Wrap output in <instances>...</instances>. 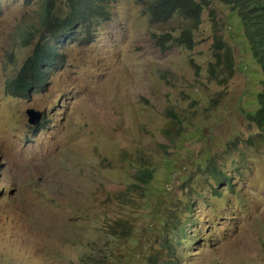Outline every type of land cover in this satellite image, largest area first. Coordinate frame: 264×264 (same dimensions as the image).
I'll return each mask as SVG.
<instances>
[{
    "label": "rangeland",
    "instance_id": "obj_1",
    "mask_svg": "<svg viewBox=\"0 0 264 264\" xmlns=\"http://www.w3.org/2000/svg\"><path fill=\"white\" fill-rule=\"evenodd\" d=\"M111 5L96 39L70 40L50 86L21 98L5 86L36 41L18 32L46 0H0V264H264V140L246 115L263 73L237 16L211 0L195 47L163 49L154 34L189 19ZM217 40L233 69L212 76ZM29 107L47 111L37 130Z\"/></svg>",
    "mask_w": 264,
    "mask_h": 264
},
{
    "label": "trees",
    "instance_id": "obj_2",
    "mask_svg": "<svg viewBox=\"0 0 264 264\" xmlns=\"http://www.w3.org/2000/svg\"><path fill=\"white\" fill-rule=\"evenodd\" d=\"M30 2L31 0H24ZM114 0H66V9L58 10L55 0H46L41 25L29 30H20L18 38L22 46L33 44L30 54L25 58L16 75L6 84V93L21 98H30L38 89H44L51 77L65 65L66 55L63 47L70 40L80 39L90 44L96 39L99 26L111 16V4ZM142 2L156 23L169 22L174 16L189 19L192 25L185 28L182 35L173 37L168 32L154 34L158 46L166 48L169 41L195 47L193 30L198 28L205 7L211 0H137ZM229 5L237 16L250 51L264 72V0H222ZM39 33V35H37ZM216 62L210 65V74L215 76L216 67L225 66L233 69V52L221 40L216 41ZM226 50L223 52L222 50ZM223 64V65H222ZM263 88L257 93V107L247 111V117L256 122L264 140V78ZM38 129V126L34 127ZM155 170L151 166L139 169L136 178L141 183H150L154 179ZM122 227L123 225H117ZM125 231V230H123ZM166 264H176L173 259L165 260Z\"/></svg>",
    "mask_w": 264,
    "mask_h": 264
},
{
    "label": "water",
    "instance_id": "obj_3",
    "mask_svg": "<svg viewBox=\"0 0 264 264\" xmlns=\"http://www.w3.org/2000/svg\"><path fill=\"white\" fill-rule=\"evenodd\" d=\"M27 113L29 115L28 121L30 124H38L44 117L45 112L34 107L28 108Z\"/></svg>",
    "mask_w": 264,
    "mask_h": 264
},
{
    "label": "clouds",
    "instance_id": "obj_4",
    "mask_svg": "<svg viewBox=\"0 0 264 264\" xmlns=\"http://www.w3.org/2000/svg\"><path fill=\"white\" fill-rule=\"evenodd\" d=\"M201 20H202V18H201ZM33 48V47H32ZM32 50V49H31ZM13 57V56H12ZM256 59V58H255ZM25 60V59H24ZM257 60V59H256ZM259 64V63H258ZM259 66H260V64H259ZM261 67V66H260ZM261 69H262V67H261ZM262 73H263V78H264V72H263V69H262ZM55 75V73L52 75V77ZM52 77H51V79H52ZM50 84H51V81H50V83L47 85V86H45V88L44 89H46L47 87H49L50 86ZM43 89V88H42ZM5 91H6V86H5ZM34 93V92H33ZM33 93H32V95H33ZM9 95V94H8ZM31 95V96H32ZM11 96V95H10ZM14 97V96H13ZM29 108H31V107H29ZM34 108H36V107H34ZM36 109H39V108H36ZM28 110V109H27ZM27 110H26V112H27ZM39 110H41V109H39ZM41 111H44L45 112V114H44V117H43V119L38 123V124H35V125H32V124H30V125H32L33 127H35V126H38V128L39 127H41L42 126V124H43V120H45V119H47L46 118V110H41ZM28 114V113H27ZM28 117H29V115H28ZM29 122V121H28ZM34 130H37V129H35V128H33Z\"/></svg>",
    "mask_w": 264,
    "mask_h": 264
}]
</instances>
